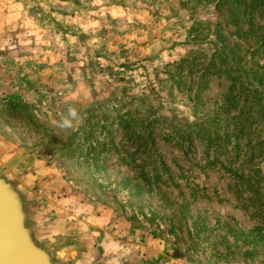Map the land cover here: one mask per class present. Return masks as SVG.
Segmentation results:
<instances>
[{"label": "rangeland", "instance_id": "rangeland-1", "mask_svg": "<svg viewBox=\"0 0 264 264\" xmlns=\"http://www.w3.org/2000/svg\"><path fill=\"white\" fill-rule=\"evenodd\" d=\"M237 1L0 0V178L52 264H264V7Z\"/></svg>", "mask_w": 264, "mask_h": 264}, {"label": "water", "instance_id": "water-1", "mask_svg": "<svg viewBox=\"0 0 264 264\" xmlns=\"http://www.w3.org/2000/svg\"><path fill=\"white\" fill-rule=\"evenodd\" d=\"M0 264H52L27 227L21 195L0 178Z\"/></svg>", "mask_w": 264, "mask_h": 264}, {"label": "crops", "instance_id": "crops-1", "mask_svg": "<svg viewBox=\"0 0 264 264\" xmlns=\"http://www.w3.org/2000/svg\"><path fill=\"white\" fill-rule=\"evenodd\" d=\"M53 209L55 210L54 215L56 221L52 222L49 229L55 236L61 235V238H63L65 235L71 233H81L80 222L74 219V216L68 212V209L64 207V205L56 203L53 205ZM70 219H73L72 222ZM76 244L77 243L75 242L70 249L62 251V253L59 254V258H61L62 255L65 259L69 257L73 260V263L71 262V264H88V262H94L98 259V257L95 256L94 253L92 255L89 254L90 256H88L85 253L82 254L78 252L76 249H80V246H77Z\"/></svg>", "mask_w": 264, "mask_h": 264}, {"label": "trees", "instance_id": "trees-1", "mask_svg": "<svg viewBox=\"0 0 264 264\" xmlns=\"http://www.w3.org/2000/svg\"><path fill=\"white\" fill-rule=\"evenodd\" d=\"M235 3H238V1L236 0V2ZM256 5H261V6H263L264 7V0H258V1H254V2H252L251 3V6H256ZM232 17H233V19L235 18V15L233 14L232 15ZM260 18H261V16H260ZM200 26V25H199ZM194 42H197V41H199L200 39H198V37L197 36H195L194 37ZM260 40H261V42H264V32H263V34H262V36H261V38H260ZM200 41H202V40H200ZM215 45V52H214V54H215V56H220L221 57V52L219 51V49L217 48V44H214ZM230 70L231 69H233L232 67H230L229 68ZM261 69H262V67H261ZM263 69H264V67H263ZM232 81L235 83V82H239V79L238 78H232ZM241 90L244 92V94H245V102H246V104L247 105H250V107L251 108H257V107H259L260 106V103H261V98L263 97V95H260L258 92H255L254 94H253V96H251V97H249V90H247L246 88H244V86H242V88H241ZM251 94V95H252ZM251 98V99H250ZM249 100L251 101V102H249ZM249 103V104H248ZM205 124L204 123H198V122H196L195 124H193V126L192 127H189V128H184V132L186 133V135H188L189 133L191 134V133H195L196 135H200V133H204V126ZM180 127L182 128V126L180 125ZM204 135H209V133H205ZM227 139V138H226ZM248 184H251V179H249V180H247L246 181Z\"/></svg>", "mask_w": 264, "mask_h": 264}, {"label": "clouds", "instance_id": "clouds-1", "mask_svg": "<svg viewBox=\"0 0 264 264\" xmlns=\"http://www.w3.org/2000/svg\"><path fill=\"white\" fill-rule=\"evenodd\" d=\"M76 115H77V113H76L75 110H73V109H70V110H69V116H70V117L75 118ZM63 126H64V127H70V126H71L70 120L65 119L64 122H63Z\"/></svg>", "mask_w": 264, "mask_h": 264}]
</instances>
